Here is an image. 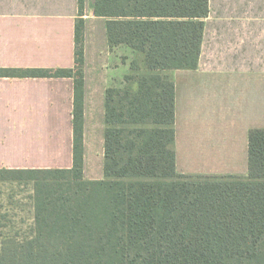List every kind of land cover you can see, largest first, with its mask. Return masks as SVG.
<instances>
[{
	"label": "trees",
	"instance_id": "trees-1",
	"mask_svg": "<svg viewBox=\"0 0 264 264\" xmlns=\"http://www.w3.org/2000/svg\"><path fill=\"white\" fill-rule=\"evenodd\" d=\"M94 12L108 18L111 50L137 56L106 92L103 179L83 177V20L73 68L0 69L75 80L73 167L0 169L35 183L32 231L4 240L0 264H264V128L249 132L245 176L176 167L170 72L198 67L209 0H95Z\"/></svg>",
	"mask_w": 264,
	"mask_h": 264
},
{
	"label": "crops",
	"instance_id": "crops-1",
	"mask_svg": "<svg viewBox=\"0 0 264 264\" xmlns=\"http://www.w3.org/2000/svg\"><path fill=\"white\" fill-rule=\"evenodd\" d=\"M94 2L0 0V69L73 68L83 20L86 180L104 178L106 92L130 71ZM170 73L177 171L247 175L249 132L264 128V0H209L198 67ZM74 108L73 77L0 76V169L72 168Z\"/></svg>",
	"mask_w": 264,
	"mask_h": 264
},
{
	"label": "rangeland",
	"instance_id": "rangeland-1",
	"mask_svg": "<svg viewBox=\"0 0 264 264\" xmlns=\"http://www.w3.org/2000/svg\"><path fill=\"white\" fill-rule=\"evenodd\" d=\"M126 48L117 47L115 52L118 62L130 67L131 60L137 56ZM123 76L116 80L117 85L122 82ZM34 198L33 181L0 180V250L8 237L16 234L22 237L32 231L35 220Z\"/></svg>",
	"mask_w": 264,
	"mask_h": 264
}]
</instances>
